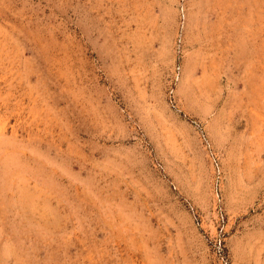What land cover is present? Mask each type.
<instances>
[{"label": "rangeland", "instance_id": "1", "mask_svg": "<svg viewBox=\"0 0 264 264\" xmlns=\"http://www.w3.org/2000/svg\"><path fill=\"white\" fill-rule=\"evenodd\" d=\"M0 264H264V0H0Z\"/></svg>", "mask_w": 264, "mask_h": 264}]
</instances>
